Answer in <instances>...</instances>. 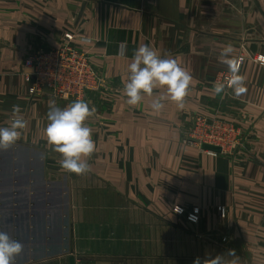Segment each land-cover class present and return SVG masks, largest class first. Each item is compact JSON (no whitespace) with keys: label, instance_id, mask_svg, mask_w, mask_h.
I'll return each instance as SVG.
<instances>
[{"label":"crops","instance_id":"obj_1","mask_svg":"<svg viewBox=\"0 0 264 264\" xmlns=\"http://www.w3.org/2000/svg\"><path fill=\"white\" fill-rule=\"evenodd\" d=\"M67 33L105 79L98 108L89 99L96 151L82 175L60 167L44 132L49 103H70L33 92L26 78L29 54L58 46ZM83 37L92 43L82 45ZM144 44L191 73L183 110L166 100L155 112L147 96L126 103L128 65ZM228 44L243 58L247 91L239 97L214 92L229 73L218 60ZM261 56L264 0H0V127L10 125L14 105L28 122L0 151V231L24 245L15 264H193L197 257L203 264L217 255L225 264H264ZM199 116L253 136L260 160L232 162L185 143ZM194 210L197 223L188 219Z\"/></svg>","mask_w":264,"mask_h":264},{"label":"clouds","instance_id":"obj_2","mask_svg":"<svg viewBox=\"0 0 264 264\" xmlns=\"http://www.w3.org/2000/svg\"><path fill=\"white\" fill-rule=\"evenodd\" d=\"M80 43L88 45L92 41L83 37ZM126 51L127 43L119 42L117 54L123 57ZM233 52L231 44L220 50L218 60L227 66L229 75L223 82L214 84L216 95L226 94V90L231 89L239 97L247 91L246 77L239 72L243 58L233 55ZM258 59L264 63V56ZM128 73L122 91L129 106L139 105L147 96L153 98L150 107L155 112L164 108L166 100L174 102L178 109H184L193 77L176 59L162 57L158 50L144 44L135 49L128 65ZM156 90L162 91H157L154 96ZM95 113V106L90 107V103L84 99H76L64 108L56 106L55 101L49 103L48 123L44 130L47 144L52 151L60 154V167L69 173L82 175L91 170L88 161L96 151V144L92 138V129L87 126L86 121ZM27 123L21 115L19 105H14L10 125L0 127V151H7L20 140ZM23 249L24 245L20 241L13 240L6 232L0 231V264H15V258ZM228 254L235 256V251L229 250ZM193 264H201L200 258L197 257ZM203 264L225 262L217 255L205 259ZM230 264H237V261L233 259Z\"/></svg>","mask_w":264,"mask_h":264},{"label":"built area","instance_id":"obj_3","mask_svg":"<svg viewBox=\"0 0 264 264\" xmlns=\"http://www.w3.org/2000/svg\"><path fill=\"white\" fill-rule=\"evenodd\" d=\"M75 37V33L66 34L67 40ZM36 54L29 55L25 62L31 69L26 78L33 83V92L38 90L44 93L47 86L53 95L60 96L66 102L76 99L88 101L91 91L105 87L104 80L84 51L52 49Z\"/></svg>","mask_w":264,"mask_h":264},{"label":"rangeland","instance_id":"obj_4","mask_svg":"<svg viewBox=\"0 0 264 264\" xmlns=\"http://www.w3.org/2000/svg\"><path fill=\"white\" fill-rule=\"evenodd\" d=\"M52 49H57V50H68L71 49L72 51H83L82 48H80L76 43L75 39H68L66 38V34L64 37V40L59 43L58 46L52 47V48H44L40 47L39 49L33 51L29 55H38V52L41 51H52ZM256 60H259L258 58ZM243 61V59H242ZM260 61V60H259ZM261 63V62H260ZM264 65V63H261ZM98 70V69H97ZM98 74L102 77V79L105 82V79L103 78V75L97 71ZM229 73L223 74L219 77L220 81H224L225 77L228 76ZM101 90H94L91 91L88 94L89 99L93 98L94 104L97 106L96 101L99 100V93ZM45 93V92H44ZM51 93V92H50ZM52 94V93H51ZM52 96L59 101H64L62 100L60 96H55L52 94ZM86 101V100H85ZM92 104L93 102L91 101H86ZM198 139L199 142H194L191 139ZM185 143L188 145H196L198 147H201L202 142H207V143H213L217 145H222V152L221 153H226L225 154V159H229L232 162H256L259 161L260 158L258 154L255 153V148L256 147V140H254V137L247 136L244 131H240V129L237 127L236 124L233 123H224L218 120H211L209 117H194L192 125L189 127L187 131V137H184ZM202 148V147H201ZM203 149V148H202ZM203 152L209 154V155H218L221 153H215V152H210L209 150L203 149ZM175 211L177 213H184V208L177 206L175 207ZM219 211L221 213V216L223 218H226L227 210L226 207L220 206ZM188 219L192 222L197 223L199 221V211H193L192 214L189 215ZM226 240V238H224Z\"/></svg>","mask_w":264,"mask_h":264},{"label":"water","instance_id":"obj_5","mask_svg":"<svg viewBox=\"0 0 264 264\" xmlns=\"http://www.w3.org/2000/svg\"><path fill=\"white\" fill-rule=\"evenodd\" d=\"M44 89L46 92H52L47 86H45ZM72 101H74V100H72ZM72 101H70L69 103H71ZM191 140L194 142H199L198 139L192 138ZM201 147L205 150H209V151L215 152V153H221L222 152L221 146L213 144V143L202 142Z\"/></svg>","mask_w":264,"mask_h":264}]
</instances>
